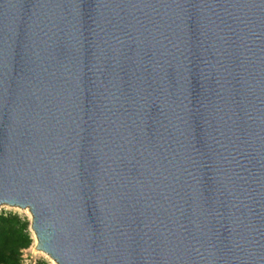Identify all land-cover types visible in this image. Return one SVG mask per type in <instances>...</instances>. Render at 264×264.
<instances>
[{
  "label": "water",
  "instance_id": "obj_1",
  "mask_svg": "<svg viewBox=\"0 0 264 264\" xmlns=\"http://www.w3.org/2000/svg\"><path fill=\"white\" fill-rule=\"evenodd\" d=\"M57 264H264V0H0V208Z\"/></svg>",
  "mask_w": 264,
  "mask_h": 264
},
{
  "label": "trees",
  "instance_id": "obj_2",
  "mask_svg": "<svg viewBox=\"0 0 264 264\" xmlns=\"http://www.w3.org/2000/svg\"><path fill=\"white\" fill-rule=\"evenodd\" d=\"M30 221L15 211L0 213V264H25L24 250L31 247L33 238ZM36 264H49L40 260Z\"/></svg>",
  "mask_w": 264,
  "mask_h": 264
},
{
  "label": "rangeland",
  "instance_id": "obj_3",
  "mask_svg": "<svg viewBox=\"0 0 264 264\" xmlns=\"http://www.w3.org/2000/svg\"><path fill=\"white\" fill-rule=\"evenodd\" d=\"M3 211H15L21 214L22 216L26 217L19 209L2 206L0 208V213ZM26 218L29 220L28 217ZM29 230L33 238V243L30 248L24 250L23 252L24 263L25 264H36L40 260H45L49 264H55L53 259L49 255L37 249V241L35 239L33 230L31 228V224L29 225Z\"/></svg>",
  "mask_w": 264,
  "mask_h": 264
},
{
  "label": "bare ground",
  "instance_id": "obj_4",
  "mask_svg": "<svg viewBox=\"0 0 264 264\" xmlns=\"http://www.w3.org/2000/svg\"><path fill=\"white\" fill-rule=\"evenodd\" d=\"M40 251H41V250H40ZM42 252H43V251H42ZM44 253H45V252H44ZM46 254H47V253H46ZM47 255H48V254H47ZM53 261H54V260H53ZM54 263L57 264L56 261H54Z\"/></svg>",
  "mask_w": 264,
  "mask_h": 264
}]
</instances>
